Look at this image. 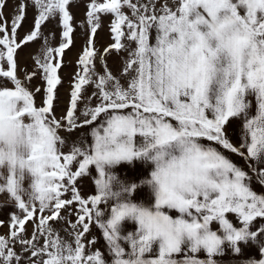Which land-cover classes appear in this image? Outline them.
I'll return each instance as SVG.
<instances>
[{"label": "snow or ice", "instance_id": "obj_1", "mask_svg": "<svg viewBox=\"0 0 264 264\" xmlns=\"http://www.w3.org/2000/svg\"><path fill=\"white\" fill-rule=\"evenodd\" d=\"M8 3L0 264H264V0ZM37 41L29 71L19 54Z\"/></svg>", "mask_w": 264, "mask_h": 264}, {"label": "rangeland", "instance_id": "obj_2", "mask_svg": "<svg viewBox=\"0 0 264 264\" xmlns=\"http://www.w3.org/2000/svg\"><path fill=\"white\" fill-rule=\"evenodd\" d=\"M15 3V0H9V3L7 7L5 8V15H9L12 12L13 4ZM75 13V25L76 30L74 33V45L73 47L68 50L64 56V65L65 67L62 69L64 71H61V76L64 78V84L61 87L62 92L60 93L61 102L63 103L67 99V92H68V85H69V78L70 75L75 71V62L77 60L78 54L81 51L82 45L84 44L86 40V36L83 32V30L79 27L80 21L84 18L83 14V8L74 9ZM109 17L102 18V27L98 31L96 37H95V44L96 47L103 49L104 46L109 44L110 38H109ZM32 23V12L29 10L28 18L24 23L23 28L20 30V35L23 36L25 32L28 30L29 26ZM52 29V25H47L43 30L47 34ZM59 42V32L56 33V38L54 40H51L52 46H56ZM41 41H37L35 43L29 44L27 47H25L19 54V60L21 65H27L29 71L32 69V59L31 55L35 54L37 50L40 48ZM108 64L113 72H116L119 68V60L118 58L113 54L108 59ZM34 83H38V81H34ZM88 189H86L87 191ZM3 216V215H0ZM6 217V216H4ZM29 229H31V225L29 224ZM129 230H131V226L129 225ZM8 231L7 226L0 228V234L6 233ZM98 235V233H97Z\"/></svg>", "mask_w": 264, "mask_h": 264}, {"label": "crops", "instance_id": "obj_3", "mask_svg": "<svg viewBox=\"0 0 264 264\" xmlns=\"http://www.w3.org/2000/svg\"><path fill=\"white\" fill-rule=\"evenodd\" d=\"M65 67V66H64ZM63 67V68H64ZM61 71H64V70H61ZM62 87V86H61ZM61 87H60V89H59V92H62V91H60L61 90ZM230 135H235V133L232 131V130H230V133H229ZM234 161H237L238 163H242L241 161H239V159L237 158V157H235V156H232L231 157ZM3 219H7V217H4V216H0V220H3ZM7 225H5V227H6ZM223 264H235V262L234 261H230V260H228L227 258H224V261H223Z\"/></svg>", "mask_w": 264, "mask_h": 264}]
</instances>
